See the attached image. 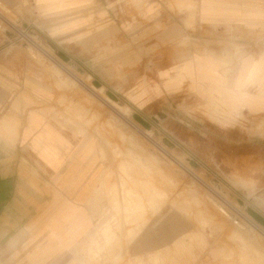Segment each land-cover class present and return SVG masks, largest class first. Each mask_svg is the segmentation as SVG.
Instances as JSON below:
<instances>
[{"label": "rangeland", "instance_id": "1", "mask_svg": "<svg viewBox=\"0 0 264 264\" xmlns=\"http://www.w3.org/2000/svg\"><path fill=\"white\" fill-rule=\"evenodd\" d=\"M109 7V18L85 20L80 38L107 27L110 34L88 45L68 35L72 46L66 52L53 39L27 29L36 42L31 44L0 18V29L11 31L7 37L23 47L37 75L56 79L52 86L66 90L60 104L66 112L54 118L81 139L78 130H83L95 143L103 197L83 245L87 264H153L155 259L173 264L181 238L184 264H264V196L252 195L250 177L235 170L229 149L220 148L226 137L206 129L202 99L187 90L137 92L144 79L155 85L159 72L194 52L229 57L221 50L224 36L205 29L201 34L212 40L189 35L159 6L148 10L146 0H115ZM166 7L194 20L186 0ZM0 13L18 27L2 6ZM186 26L195 30L190 22ZM90 85L102 88L99 95ZM257 126L264 129V120ZM254 134L264 136V131ZM113 204H124V214ZM106 225L115 232L109 240L101 232Z\"/></svg>", "mask_w": 264, "mask_h": 264}, {"label": "crops", "instance_id": "2", "mask_svg": "<svg viewBox=\"0 0 264 264\" xmlns=\"http://www.w3.org/2000/svg\"><path fill=\"white\" fill-rule=\"evenodd\" d=\"M186 1L194 8L192 22L188 13L167 10V5L179 0H146V5L154 11L159 6L180 30L198 39L212 40L201 29L222 33L225 45L221 50L231 55L194 52L159 72L155 85L144 79L138 96L157 95L163 88L169 93L187 90L201 98L206 129L226 137L220 148L229 149L235 170L245 179L250 177L255 187L252 195L263 197L264 136L254 133L264 131L257 126L264 120V0ZM113 3L0 0L18 27L53 39L63 52L72 46V41L66 42L68 35L76 38L74 43L88 45L110 34L107 27L95 31L93 37L80 38L85 20L109 18ZM84 11L89 12L84 15ZM189 22L195 30L186 26ZM16 42L0 29V264H87L83 245L91 236L103 197L97 186L95 143L83 130H78L81 139L54 118L66 112L60 104L67 92L52 86L56 79L40 78L37 66ZM88 88L98 95L102 91L92 85ZM247 132H251L249 137ZM113 205L123 214L127 208ZM101 232L106 240L115 236L109 225ZM182 247H186L183 238L176 243L173 264H184Z\"/></svg>", "mask_w": 264, "mask_h": 264}, {"label": "built area", "instance_id": "3", "mask_svg": "<svg viewBox=\"0 0 264 264\" xmlns=\"http://www.w3.org/2000/svg\"><path fill=\"white\" fill-rule=\"evenodd\" d=\"M0 18H1V20H2L5 24H7V25L12 29V31L16 32V34H18L21 38L26 39V40L29 41L31 44L34 43V42L31 40L30 35L27 33L26 29H22V30H20L17 26L13 25V23L6 21L7 19H4V17L2 16L1 13H0ZM6 32H7L8 35H11V34H10V33H11L10 30H9V31L7 30ZM33 45H34V44H33Z\"/></svg>", "mask_w": 264, "mask_h": 264}, {"label": "bare ground", "instance_id": "4", "mask_svg": "<svg viewBox=\"0 0 264 264\" xmlns=\"http://www.w3.org/2000/svg\"><path fill=\"white\" fill-rule=\"evenodd\" d=\"M6 14H7V13H6ZM11 15H12V14H11ZM33 42H34V41H33ZM35 43H36V42H34L33 44H35ZM35 45H36V44H35ZM37 46H38V45H37ZM37 46H36V47H37ZM220 211H221L222 213H225V212H224L223 210H221V209H220ZM227 217H228V216H227Z\"/></svg>", "mask_w": 264, "mask_h": 264}]
</instances>
